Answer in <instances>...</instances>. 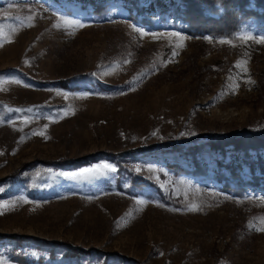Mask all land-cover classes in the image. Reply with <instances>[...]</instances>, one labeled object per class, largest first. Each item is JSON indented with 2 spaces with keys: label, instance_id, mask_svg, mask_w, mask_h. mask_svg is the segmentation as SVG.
<instances>
[{
  "label": "rangeland",
  "instance_id": "obj_1",
  "mask_svg": "<svg viewBox=\"0 0 264 264\" xmlns=\"http://www.w3.org/2000/svg\"><path fill=\"white\" fill-rule=\"evenodd\" d=\"M173 1L0 0V264H264V148L183 156L264 132V29L193 36ZM162 143L186 146L111 155Z\"/></svg>",
  "mask_w": 264,
  "mask_h": 264
},
{
  "label": "trees",
  "instance_id": "obj_2",
  "mask_svg": "<svg viewBox=\"0 0 264 264\" xmlns=\"http://www.w3.org/2000/svg\"><path fill=\"white\" fill-rule=\"evenodd\" d=\"M81 3H93L97 5V8H103L104 2L107 0H76ZM171 3H174L173 0H170ZM250 0H181L183 3V8L180 10V5L176 8V12L179 16H177L181 25H175V27H180L184 32L198 36L203 33H209L214 37H232L234 33V26L236 24L240 25V20H247L248 18H255L257 21L256 27H260V29H264V0H253L255 3H259L262 5L261 11L259 14L254 13L251 9L239 8L244 5H247ZM219 3L222 8H215V4ZM218 9V10H217ZM220 11L221 13L217 17V19H213L210 14ZM240 18V20H238ZM237 20V21H236ZM144 24L145 21H142ZM201 28V31L197 32L196 29ZM59 86L65 87L67 84L64 81L58 82ZM203 141V143L199 145H190L187 150L183 153V156L190 155L194 164H199L200 161L196 160V153H205L208 158L215 157V154L225 155L228 147H232L234 152L239 154L242 157V163L247 165L252 164V160L250 158L247 160V151L248 150H258L260 148H264V132H258L254 130L249 131H241L235 134H215V133H207L200 136L199 140ZM195 141V142H197ZM193 142V141H191ZM191 142H187L191 143ZM186 146V143H177V144H153L148 146L147 148H136L133 150H125L117 154H111L115 157H127L129 155L134 154H145L151 151H171V152H179L182 149L181 147ZM207 148V149H206ZM208 152V153H207ZM43 163H54L58 166H76L80 163V159L73 158H62L55 162L44 161ZM29 164H24L22 167H28ZM232 169L230 175H233ZM20 172V170L14 171L9 177H14ZM23 237V236H22ZM14 239H20L21 236H11ZM52 244H60V242H51ZM69 250H79V248H74L65 244ZM99 251V250H98ZM18 259V261L22 262V259ZM23 263V262H22Z\"/></svg>",
  "mask_w": 264,
  "mask_h": 264
},
{
  "label": "snow or ice",
  "instance_id": "obj_3",
  "mask_svg": "<svg viewBox=\"0 0 264 264\" xmlns=\"http://www.w3.org/2000/svg\"><path fill=\"white\" fill-rule=\"evenodd\" d=\"M65 23H67V24H73V23H75V22H73V21H65ZM79 27H83L84 25L83 24H79L78 25ZM130 27H132V30L134 31V32H139V34H140V36L141 37H143V36H145V35H149V34H151L154 38H156L157 36H158V34L157 33H155V32H152V33H148L146 30H142L141 28H139V27H137V26H132V25H130ZM159 35H168V36H173V37H177V38H179V39H183V36L181 35V33H178V32H169V33H160ZM205 39H211V38H209V37H205ZM238 39H241V40H249V39H252V37L251 36H247V35H241V36H239L238 37ZM219 43H221V44H228V43H231V41H229V40H224V39H221L220 41H218ZM257 43H264V37H261L259 40H257L256 41ZM176 55V53L175 52H173V56H175ZM236 67H240V62H237V65H236ZM17 83H19L18 81H17ZM30 111V110H29ZM34 134H41L42 135V133H34ZM155 133H153V135H154ZM102 171H115V168L114 167H112L111 165H109V164H107V163H105V164H103V165H97L94 169H85L84 170V172H92V173H100V172H102ZM137 203H143V201H137ZM0 207H3V205H0ZM191 210H198V208H197V205H195V204H193V205H191ZM262 223H264V220H262L261 221ZM257 231H264V228H259V229H257Z\"/></svg>",
  "mask_w": 264,
  "mask_h": 264
}]
</instances>
